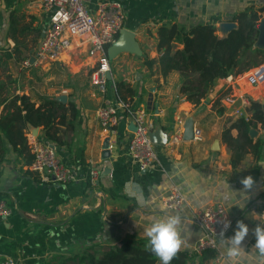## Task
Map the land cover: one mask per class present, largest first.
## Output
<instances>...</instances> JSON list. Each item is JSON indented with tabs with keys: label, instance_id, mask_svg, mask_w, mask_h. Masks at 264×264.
Masks as SVG:
<instances>
[{
	"label": "crops",
	"instance_id": "crops-1",
	"mask_svg": "<svg viewBox=\"0 0 264 264\" xmlns=\"http://www.w3.org/2000/svg\"><path fill=\"white\" fill-rule=\"evenodd\" d=\"M100 1L89 0V9L94 10ZM121 1L124 28L134 31L141 52H123L110 58L113 79L103 86L92 83L96 61L88 54V44L79 37H73L59 60L36 62V51L52 16L40 1L3 0L0 5V80L5 82L0 91V120L17 111L13 105L21 101L11 104L16 95H27L39 106L46 99L58 100L57 96L64 94L67 102L58 101L66 107L71 102L78 111L72 116L68 109L65 122L57 124L59 143L48 142L41 125L28 122L24 133H15L19 130L14 127L15 131L6 133L0 126V200L12 207L10 216L0 218V262L12 258L18 264H80L81 255L101 257L119 249L125 241L146 239L144 229L154 218L179 213L187 228V246L182 251L199 254V264H220V249L195 251L204 236V229L194 220L197 209L222 204L233 220L226 234L229 237L234 234L237 220H243L250 229L264 224V159L257 160L248 152L239 164L232 165L231 149L223 132L241 116L233 115L231 106L222 101L220 112L216 103L222 88L233 82L238 93L248 97L243 115L251 118L252 102H258L254 95H262V105V90L252 89L242 75L231 76L218 80L211 90V100L196 106L178 93L180 72L173 68L164 71L159 50L162 27L176 24L190 29L210 22L214 16L220 17V22L233 20L247 10H255L264 18V0ZM12 15L20 20L18 28H25L22 34H11ZM173 45L183 47L179 42ZM26 59L31 62L28 66L23 63ZM117 81L129 83L136 90L135 107H145L153 130L159 128L168 137L165 145L153 142L157 160L147 169H141L129 154L134 131L131 117L123 114L125 109H121L116 133L109 140L111 158L103 157L108 137L102 132L98 111L107 102H121L116 95ZM189 117L202 130V139H183ZM260 125L258 122L255 140L264 135ZM176 127L183 128L179 142L174 141ZM29 133L54 146L60 159L75 170L77 180L43 183L31 169L33 154L29 147L21 150V135L28 139ZM91 168L99 170L95 183L89 174ZM246 176H252L255 185L242 192L240 181ZM136 185L143 191V202L129 194ZM175 188L188 204L168 210L162 201ZM238 202L244 206H238ZM254 243L250 232L243 242L246 255L241 264H264V257L251 249ZM156 264H160L159 259Z\"/></svg>",
	"mask_w": 264,
	"mask_h": 264
},
{
	"label": "trees",
	"instance_id": "trees-1",
	"mask_svg": "<svg viewBox=\"0 0 264 264\" xmlns=\"http://www.w3.org/2000/svg\"><path fill=\"white\" fill-rule=\"evenodd\" d=\"M261 19L262 16L255 10L242 11L233 17L238 27L225 36H220L217 32L216 23L220 22L218 16L212 17L208 23L197 24L190 29L176 24L162 27L159 31L160 62L165 72L171 68L180 72L181 83L178 93L198 106L211 100V90L218 80L242 74L257 64L258 61H250V58L253 53L254 55L264 54V50L254 47L259 35L257 25ZM18 22L20 20L12 15L10 32L13 36L17 31L22 34L25 30V28H18L16 25ZM174 42L181 43L183 47L175 48ZM22 44L19 43V45ZM23 47L26 50L29 48L25 43ZM245 58L249 61L244 60ZM4 83L0 80V91L4 89ZM115 86L118 101L129 103L133 109L136 108L134 104V100L137 99L136 90L124 81H117ZM18 100L21 101L20 105L14 104ZM11 104L17 107V111L12 117L7 116L0 120V126L6 133H11L14 130L13 127L19 130L15 133H24L23 129L27 128L29 122L34 126H43L48 142L59 143L61 137L57 134L59 133L57 124L65 122L68 109L72 116L78 114L73 103L70 102L66 107L54 99H46L44 103L36 106L27 95H16ZM23 110H25L24 115L21 114ZM252 110L253 117L247 118L243 115L224 129V139L231 149L233 166L239 164L248 152H251L257 160L264 159V135L255 140L250 134L252 127L256 128L258 122H264L262 105L259 102H253ZM222 111L223 109L220 108V112ZM130 113L131 111L125 108L123 114L128 116ZM20 141L21 150H27V137L22 134ZM2 157L0 154V161ZM147 244V238L125 241L119 249H112L101 257L91 253L81 255L79 263L156 264L158 258L148 250ZM198 257L199 254L181 251L171 264H199Z\"/></svg>",
	"mask_w": 264,
	"mask_h": 264
},
{
	"label": "built area",
	"instance_id": "built-area-1",
	"mask_svg": "<svg viewBox=\"0 0 264 264\" xmlns=\"http://www.w3.org/2000/svg\"><path fill=\"white\" fill-rule=\"evenodd\" d=\"M38 1L52 12V16L36 51V62L49 63L59 60L71 46L73 37H79L88 44V54L96 61L91 75L92 83L96 86L105 85L108 81L107 73L111 71L107 49L116 41L120 30L124 28L125 8L123 2L121 0H103L97 4L94 10H90L88 7L89 0ZM2 2L3 0H0V5ZM23 63L26 66L31 64L29 59ZM242 76L252 89L260 88L264 95V62L252 66L243 72ZM226 90L228 92L221 101L231 106L233 115L243 116L244 113L240 104L249 103L248 97L245 94H239L233 82L227 85L224 91ZM125 108L131 111L129 116L137 127L129 146V154L132 159L139 163L141 169H147L156 162L157 153L150 137V132L153 130L152 119L145 107L133 109L129 103L123 101L117 102V104L107 102L98 111L102 132L104 136L112 139L111 137L116 133L121 118V109ZM182 132V127H176L175 142L181 141ZM202 137V130L195 127V139H202ZM28 147L33 154L31 169L38 173L43 183H68L77 180L75 170L60 159L54 146L29 133ZM89 174L91 181L95 183L99 170L91 168ZM162 203L168 210H179L188 204L186 197L178 188L167 194ZM11 213L12 207L6 201L0 200V218H6ZM194 220L204 229V236L195 247V251L198 253L205 250H219L218 233L223 226L222 221H231V227L226 234L233 227V220L222 204L197 209L194 212ZM0 264H18V262L12 258H7Z\"/></svg>",
	"mask_w": 264,
	"mask_h": 264
},
{
	"label": "clouds",
	"instance_id": "clouds-1",
	"mask_svg": "<svg viewBox=\"0 0 264 264\" xmlns=\"http://www.w3.org/2000/svg\"><path fill=\"white\" fill-rule=\"evenodd\" d=\"M240 183L243 186L241 191L246 192L254 187L255 180L252 176H246L241 179ZM129 194L143 202V191L139 185H136ZM237 205L244 206L239 202ZM222 225L218 233L220 264H241V259L246 255L243 242L250 232L255 239V243L251 245L252 251L258 252L261 257H264V224L258 223L250 229L243 220H237L234 234L230 237L225 234L231 227V221L224 220ZM186 233L187 228L179 213H165L154 218L152 223L144 229V236L148 240L146 247L159 259L160 264H171L178 253L187 246Z\"/></svg>",
	"mask_w": 264,
	"mask_h": 264
},
{
	"label": "water",
	"instance_id": "water-1",
	"mask_svg": "<svg viewBox=\"0 0 264 264\" xmlns=\"http://www.w3.org/2000/svg\"><path fill=\"white\" fill-rule=\"evenodd\" d=\"M238 27V23L233 20L229 21H221L217 25V30L223 35H227L230 31ZM257 28L259 30L258 38L254 44V47L258 49L264 50V18L260 20V22L257 25ZM123 52H130V53H140L141 49L138 44V41L136 40L134 31H131L129 29L123 28L120 30V34L116 41L112 43L108 48V56L109 58H115L119 54ZM32 57L31 62L35 61V57L33 56V50L31 51ZM231 78V76H230ZM107 79L112 80V73L109 71L107 73ZM57 99L63 103L67 102V96L62 94L57 96ZM262 108L264 112V101L262 102ZM131 129L135 131L137 129L136 125L132 122ZM37 130V127L35 128ZM263 130H264V122H263ZM250 134L252 137H255L258 134V129L252 127L250 129ZM151 140L159 145H165L168 141V137L163 134L161 129H155L150 132ZM195 138V122L193 117H189L185 121L184 125V134L183 139L184 140H192ZM109 137L105 139L103 149H104V158H111V145L109 142ZM108 172V170H105L104 173Z\"/></svg>",
	"mask_w": 264,
	"mask_h": 264
},
{
	"label": "rangeland",
	"instance_id": "rangeland-1",
	"mask_svg": "<svg viewBox=\"0 0 264 264\" xmlns=\"http://www.w3.org/2000/svg\"><path fill=\"white\" fill-rule=\"evenodd\" d=\"M263 56H264V54L263 53H260V54H256V55H254V53L252 54V56H251V58H250V61L252 60V61H258V63L257 64H255V65H258V64H260V63H262V62H264V59H263ZM247 59V60H246ZM244 60H246V61H249V59L248 58H245ZM255 65H253V66H255ZM59 66V65H58ZM64 75V74H63ZM242 75H243V73H242ZM237 76H239V75H236L235 77H237ZM241 78V77H240ZM62 79H63V77H62ZM244 80H242L241 79V82H243ZM250 86V85H249ZM227 88V85L226 86H224L223 88H222V90H221V93H220V95L218 96V100L216 101V103H217V105H219V107L218 108H221V105H220V101L223 99V97H224V95L226 94V92H228L227 90L226 91H224L225 89ZM224 91V92H223ZM254 96H257L258 98H257V100L256 101H258V102H260V101H262L261 99H262V95L260 94V95H257V94H255ZM261 96V97H260ZM251 103V102H250ZM253 103V102H252ZM244 105L242 106V111H243V113H245L246 112V108L244 107ZM252 112V111H251ZM263 123H261V125H260V127H261V129H263ZM257 129V128H256ZM264 131V130H263Z\"/></svg>",
	"mask_w": 264,
	"mask_h": 264
}]
</instances>
